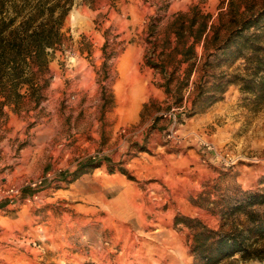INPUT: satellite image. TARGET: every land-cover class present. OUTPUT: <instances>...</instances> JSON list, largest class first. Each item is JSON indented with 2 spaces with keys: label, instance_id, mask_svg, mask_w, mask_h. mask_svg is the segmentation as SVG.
<instances>
[{
  "label": "rangeland",
  "instance_id": "374dc122",
  "mask_svg": "<svg viewBox=\"0 0 264 264\" xmlns=\"http://www.w3.org/2000/svg\"><path fill=\"white\" fill-rule=\"evenodd\" d=\"M230 7L264 0H72L34 89L0 105V190L19 188L0 194V264H195L197 229L241 227L222 215L264 190V106L212 93L242 60L190 34L208 16L224 36Z\"/></svg>",
  "mask_w": 264,
  "mask_h": 264
},
{
  "label": "trees",
  "instance_id": "16d2710c",
  "mask_svg": "<svg viewBox=\"0 0 264 264\" xmlns=\"http://www.w3.org/2000/svg\"><path fill=\"white\" fill-rule=\"evenodd\" d=\"M66 2L67 7L55 13L59 1L48 5L47 0H0V95L5 98L0 105L22 97L20 89L25 84L34 89L33 67L44 71L49 62L47 49H54L63 39L61 27L72 0ZM229 12L224 36L220 34L221 25H212L213 34L207 38L208 16L202 17L195 31L192 26L196 18L191 19L190 34L196 42L204 38L206 48L212 43L219 52L215 59L232 63L242 60L230 79L214 80L212 93L215 90L222 95L228 85L237 84L241 92L250 94L254 107L259 109L264 106V9L241 18L232 7ZM189 49L192 51L193 46ZM205 64L208 67V61ZM258 184L264 189V174ZM235 215L244 216L240 228L196 230L192 248L195 264H220L235 255L242 261L264 260V190L242 192L239 200L225 207L222 218L228 220Z\"/></svg>",
  "mask_w": 264,
  "mask_h": 264
},
{
  "label": "built area",
  "instance_id": "2783aa9c",
  "mask_svg": "<svg viewBox=\"0 0 264 264\" xmlns=\"http://www.w3.org/2000/svg\"><path fill=\"white\" fill-rule=\"evenodd\" d=\"M27 184L30 187L35 188V187L39 186V184H41V179H36L32 183H27ZM0 194H2L1 196L4 195L9 200V202H12L14 200V198L16 196H18L19 188L12 186V187H9L8 189H5V190L1 189Z\"/></svg>",
  "mask_w": 264,
  "mask_h": 264
},
{
  "label": "crops",
  "instance_id": "0c3cea01",
  "mask_svg": "<svg viewBox=\"0 0 264 264\" xmlns=\"http://www.w3.org/2000/svg\"><path fill=\"white\" fill-rule=\"evenodd\" d=\"M227 91V90H226ZM225 91V92H226ZM224 92V93H225ZM216 103H218V102H215L214 104H216ZM9 207V204L7 203V200H4V201H0V208L1 209H6V208H8Z\"/></svg>",
  "mask_w": 264,
  "mask_h": 264
}]
</instances>
